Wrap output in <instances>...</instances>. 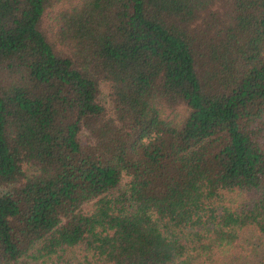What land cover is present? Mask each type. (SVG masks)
<instances>
[{
	"label": "trees",
	"instance_id": "obj_1",
	"mask_svg": "<svg viewBox=\"0 0 264 264\" xmlns=\"http://www.w3.org/2000/svg\"><path fill=\"white\" fill-rule=\"evenodd\" d=\"M57 1L0 0V264H264V0Z\"/></svg>",
	"mask_w": 264,
	"mask_h": 264
},
{
	"label": "rangeland",
	"instance_id": "obj_2",
	"mask_svg": "<svg viewBox=\"0 0 264 264\" xmlns=\"http://www.w3.org/2000/svg\"><path fill=\"white\" fill-rule=\"evenodd\" d=\"M66 5V0H59L54 4V8H59L61 6ZM124 181V179H122ZM241 238L247 248H250L252 245L256 244V240L254 238V232L251 228L244 229L241 232Z\"/></svg>",
	"mask_w": 264,
	"mask_h": 264
}]
</instances>
